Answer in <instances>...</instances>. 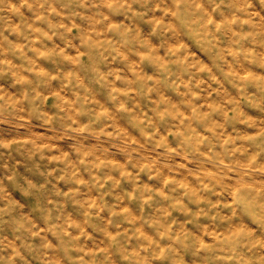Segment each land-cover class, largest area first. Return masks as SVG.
Masks as SVG:
<instances>
[{
    "label": "rangeland",
    "instance_id": "obj_1",
    "mask_svg": "<svg viewBox=\"0 0 264 264\" xmlns=\"http://www.w3.org/2000/svg\"><path fill=\"white\" fill-rule=\"evenodd\" d=\"M199 3L207 27L182 25L179 38L172 0L160 7L156 0L134 4L131 12L117 7L111 14L69 0L0 3V96L28 95L26 112L42 97L39 108L49 116L91 125L81 138L82 155L71 153L75 159L65 165L69 145L60 143L34 144L42 156L25 161L14 142L43 136L34 119L25 115L22 126L0 122V264H235L223 247L202 246L220 245L241 230L248 234L245 260L264 264V196L235 224L220 227L224 213L215 227L204 217L198 227L189 222V212L200 211L192 200L200 198L202 184L212 189L205 199L217 206L229 204L239 188L259 192L264 186V154L253 166L256 147L249 139L264 132V0H248L246 12L243 0ZM100 12L103 27L82 19L99 20ZM86 48L98 73L76 70ZM26 79L43 90L37 87L32 97ZM188 81L194 95L184 100ZM74 113L84 114L77 120ZM190 117L203 125L195 131L212 145L211 158L209 152L178 158L184 169L160 179L141 171L148 160L141 159L140 145L182 132ZM85 153H92L86 164ZM130 155L138 167L128 165ZM64 168L67 179L61 180ZM13 173L37 191L25 197L7 179ZM185 206L189 212L181 210ZM86 217V226L72 227Z\"/></svg>",
    "mask_w": 264,
    "mask_h": 264
},
{
    "label": "clouds",
    "instance_id": "obj_2",
    "mask_svg": "<svg viewBox=\"0 0 264 264\" xmlns=\"http://www.w3.org/2000/svg\"><path fill=\"white\" fill-rule=\"evenodd\" d=\"M3 0H0L2 3ZM153 2V0H98V4L95 0H69V3L78 4L80 7H98L102 6L111 10L114 8L126 9L129 12L132 11V6L134 4L141 5H149ZM164 3V0H156V7H160ZM174 5V9L171 12V16L174 18V22L176 24L177 29V38L180 36L179 29L182 25L192 26L197 23L201 25V27L206 28L209 21L205 15H202L203 9L199 3V0H172ZM247 3L248 0H243L242 10L247 11ZM101 17L99 20H89L88 17H82L85 21V24L88 27H103L106 23V18L103 13H98ZM245 24L248 23L247 20L244 21ZM62 27V26H61ZM64 31L67 33L70 29L64 28ZM80 31L86 34L85 28H81ZM260 35L264 36V30L260 33ZM51 39V37H49ZM241 39H246V37H241ZM69 46H71V41H69ZM85 57H89L87 60ZM76 70L85 73H98V67L94 66L91 57H90V49H85L84 56L76 60ZM25 84L29 85L32 89L30 95L35 97V89L39 87L43 90V85L39 84L32 80H25ZM192 81H188L185 84V88L188 90L184 96V100H189L191 96L194 95L192 92ZM85 81L77 77V86L81 89L84 88ZM160 90L163 91L166 85L161 82L159 84ZM199 85H197V88ZM115 99V96L112 97ZM198 99V98H197ZM28 95H25L20 100L10 99L7 96H0V122H15L18 126H22L24 124L25 115L29 122L33 119L37 121L34 127H38L43 129L44 134L37 139L35 137H29L28 139H21L17 142L16 147H18L25 155V161H31L36 156L41 155L42 153L38 147H34V144H43L47 142L48 144L52 143H60V144H68L69 145V153L68 157H62V164L67 165L68 161H72L75 158H79L82 154L79 151L81 138L82 136L88 135L90 124H85L83 127L79 125L71 124V118L65 119L63 121H58L55 117L49 116L47 112L41 111L39 108L40 102H42V97H36L33 103L36 104V107L30 108L27 112L25 111L28 108L27 104ZM67 107V105H65ZM173 109L177 107V105L172 106ZM179 107H184L183 104L179 105ZM187 110V108H185ZM84 113H74L77 120ZM163 116L161 119L163 120ZM59 123V126H57ZM203 125L198 122L194 117H190L184 121V130L182 132H171L167 133L163 136V138L159 139L158 143L153 142V138H149L146 144L140 145V151L146 153L144 157L141 159H147L148 163L141 169V171H148L150 173H155L153 179H160L163 177L165 173L171 175L176 171H180L184 169V165H177L175 161L178 158L189 159L190 156L195 154L203 155L204 152H209V158H211V147L209 141L199 137L196 134V127H202ZM174 127H179L174 125ZM160 133H153V137H159ZM169 136L174 137L173 141L169 140ZM99 139V137H97ZM255 144L256 151L252 155L250 163H253L257 160V158L264 154V132L259 133L256 137L249 138ZM239 151V150H237ZM247 151V150H245ZM71 153H75V158L71 155ZM150 153V155H149ZM84 155V163L86 164L88 160L92 159V153H85ZM229 155L231 153L229 152ZM221 165H223V160L219 161ZM128 165L132 167H138L139 165L135 162L134 157L130 155L128 160ZM70 167V165H69ZM65 172L64 176H61V180L67 179L68 168L62 169ZM56 170L53 169V172ZM260 171L264 172V168H261ZM75 175V173H73ZM199 175L206 176L211 178L217 173L215 172H201ZM50 179H54L51 173L48 174ZM7 179L9 181L17 182L22 194L25 197L32 196L35 191H37V186L32 184L31 182L24 179V177H18L17 174L13 173V175L8 176ZM80 183H85L84 181H80ZM211 188L208 184H202L200 189V198L193 199L192 203L196 204L200 211L196 213H190L189 209L185 206L181 210L185 212H189L190 215H193L194 219L190 220V223H193L194 227L199 226V218L204 217L206 220L210 221L209 227H215L217 222L221 220L220 213H224L223 223L220 224V227H224L225 224H235L239 215L245 210L249 209L256 201L257 197L264 196V186L260 187V191L257 192L255 187L244 186L242 188L237 189L235 195L233 196L231 202L224 206H217L216 204H210L205 197H207L208 192H211ZM63 195V194H62ZM201 204L207 206V211L201 207ZM38 207L41 205L38 204ZM99 215V213H97ZM88 217H86L82 224H73L72 227L76 229H80L82 226H86L88 224ZM59 227V225H58ZM247 233L244 231H240L238 233H234L233 236L226 241H223L220 245H203L205 249H210L213 252L216 248L223 247L225 251L229 253L228 259L235 262V264H251V261H246L245 256L248 255L244 251V247L246 245ZM19 255V253H17Z\"/></svg>",
    "mask_w": 264,
    "mask_h": 264
}]
</instances>
